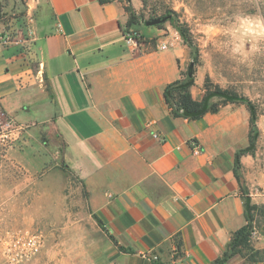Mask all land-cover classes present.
Returning <instances> with one entry per match:
<instances>
[{"label": "crops", "instance_id": "obj_1", "mask_svg": "<svg viewBox=\"0 0 264 264\" xmlns=\"http://www.w3.org/2000/svg\"><path fill=\"white\" fill-rule=\"evenodd\" d=\"M26 1L25 33L0 52V112L24 127L16 133L21 150L0 147L12 155L0 159V196L12 192L23 210L8 204L9 212L39 214L43 227L59 216L50 222L58 236L48 263L222 257L247 224L246 197L264 205V115L255 155L241 158L244 195L234 168L236 153L249 146L248 107L228 104L190 121L174 117L164 99V89L184 78L185 47H129L119 1ZM146 37L162 39L160 30ZM191 91L203 99L202 82ZM252 245L264 250V226ZM226 264L264 262L236 256Z\"/></svg>", "mask_w": 264, "mask_h": 264}, {"label": "rangeland", "instance_id": "obj_2", "mask_svg": "<svg viewBox=\"0 0 264 264\" xmlns=\"http://www.w3.org/2000/svg\"><path fill=\"white\" fill-rule=\"evenodd\" d=\"M116 1L132 6L142 23L138 29L145 36H150V31L160 30L162 39L170 35L179 37L178 44L190 52L185 74L191 62H195L192 50L181 36L182 29L188 31L198 49L195 80L202 82L203 90L205 91V82L209 79L214 86L248 97L258 107L260 114L264 113V0ZM0 3L4 15L0 32L14 41L22 37L28 27L25 17L27 1L0 0ZM152 17H171L172 20H167L159 28L144 26L143 22ZM213 101H218V98ZM6 118L0 112V121L5 122ZM21 146L24 147L20 143L7 151L21 150ZM8 152L0 154V159L2 156L12 157L11 154L8 156ZM29 202L27 200L26 204ZM85 203L84 200L82 207L86 208ZM8 204L18 209V212L23 210L20 208V199L12 192L5 198L0 196V264H8L1 238L19 231L42 234L45 242L41 254L27 264H50L49 255L53 249L51 243L58 236L50 222L60 220L59 216L51 215L53 218H47L43 227L39 214L10 213ZM26 218L30 221L29 224ZM43 256L45 262L41 263Z\"/></svg>", "mask_w": 264, "mask_h": 264}, {"label": "trees", "instance_id": "obj_3", "mask_svg": "<svg viewBox=\"0 0 264 264\" xmlns=\"http://www.w3.org/2000/svg\"><path fill=\"white\" fill-rule=\"evenodd\" d=\"M101 5H106L116 0H98ZM128 3L131 4L130 1ZM125 11L128 14L127 30L125 33L130 32V28L142 26L137 13L131 5L125 6ZM3 6L0 3V23L3 18ZM263 18L264 15L262 14ZM164 18V17H162ZM167 18V17H166ZM157 19L152 17L150 20ZM167 20H172L168 17ZM162 25V24H161ZM161 25H157L159 28ZM139 30V29H138ZM138 32V31H136ZM181 36L186 45L192 50L195 62L198 61V49L191 39L188 31L182 29ZM142 39L146 43L153 42V46L158 37L149 40L144 34ZM146 37V38H145ZM196 84L195 76L189 77L188 72L184 74V78L178 80L164 89V99L176 118H184L190 121H197L202 119L207 114H217L221 108L228 104H244L248 107L250 112V134L249 146L236 153L235 157V175L240 184L241 190L244 195H248V189L242 176L241 158L246 154L255 155L256 146L260 137V130L258 127V120L260 114L258 107L246 96L239 95L235 91L223 90L218 86H214L209 79L205 82L204 96L201 101H196L192 95V88ZM218 98V101H213ZM246 204V220L247 224L236 231L225 250L222 257L216 259L212 264H226L236 256H241L249 263L264 262V250H257L252 245V237L257 227L264 226V205L253 204L249 197L245 199ZM99 224L100 221H99ZM120 251L130 252L129 249L119 247Z\"/></svg>", "mask_w": 264, "mask_h": 264}, {"label": "built area", "instance_id": "obj_4", "mask_svg": "<svg viewBox=\"0 0 264 264\" xmlns=\"http://www.w3.org/2000/svg\"><path fill=\"white\" fill-rule=\"evenodd\" d=\"M33 24L32 18L29 19V25ZM30 36L33 30L29 29ZM179 37L172 35L156 41L154 47L157 51L169 50L175 48ZM127 45L133 49H138L144 42L140 32L130 31L125 35ZM12 41L4 33L0 32V52L8 48ZM153 45V42H150ZM24 127L19 125L14 119L7 117L5 122L0 121V147L5 150L15 148L18 143V132ZM156 138L158 136L156 135ZM199 150L198 147H196ZM3 253L8 264H27L41 254L44 247V238L42 234L30 231H19L8 233L1 238Z\"/></svg>", "mask_w": 264, "mask_h": 264}, {"label": "water", "instance_id": "obj_5", "mask_svg": "<svg viewBox=\"0 0 264 264\" xmlns=\"http://www.w3.org/2000/svg\"><path fill=\"white\" fill-rule=\"evenodd\" d=\"M167 21V18H157L154 20H148V21H144L143 25L146 27H153V26H157V25H161L163 23H165ZM195 62H191V64L189 65V69H188V76L189 77H193L194 76V71H195Z\"/></svg>", "mask_w": 264, "mask_h": 264}]
</instances>
